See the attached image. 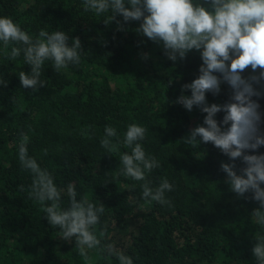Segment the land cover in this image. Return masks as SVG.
<instances>
[{
    "label": "trees",
    "instance_id": "trees-1",
    "mask_svg": "<svg viewBox=\"0 0 264 264\" xmlns=\"http://www.w3.org/2000/svg\"><path fill=\"white\" fill-rule=\"evenodd\" d=\"M0 16L11 17L30 35L41 28L63 30L69 43L79 37L82 45L79 65L56 72L46 61L41 78L47 83L33 92L18 76L31 66L22 55L10 61L12 45L6 52L0 42V79L8 82L0 85V264H119L99 249L88 250V259L80 256L74 240L60 238L59 229L49 225L41 205L29 196L31 173L19 162L22 131L30 137L29 155L65 189L63 205H68L69 184L80 196L103 203L98 229L106 228L104 242L113 243L134 264H257L252 248L264 229L251 212L258 203L229 190L220 170L228 157L212 143L194 148L180 141L206 115L195 106L188 111L172 103L181 86L199 75L198 51L174 63L162 45L136 32L139 21L124 22L118 14L124 24L118 30L115 22L105 25V17L85 12L83 0H0ZM249 73L250 68L243 75ZM229 92L222 84L219 95L206 93L207 101L224 103ZM259 103L264 113V97ZM222 117L218 113L216 118ZM131 123L149 130L142 144L162 166L148 179L154 187L163 178L174 185L166 193L172 207L146 204L141 182L112 179L119 173L120 153L130 149L121 145L109 155L100 140L106 125L123 139ZM258 151L264 153V146ZM242 166L238 160L237 167Z\"/></svg>",
    "mask_w": 264,
    "mask_h": 264
},
{
    "label": "clouds",
    "instance_id": "clouds-1",
    "mask_svg": "<svg viewBox=\"0 0 264 264\" xmlns=\"http://www.w3.org/2000/svg\"><path fill=\"white\" fill-rule=\"evenodd\" d=\"M83 9L105 17V25L115 22L118 30H124V24L116 19L118 14L124 22L139 21L136 32L162 45L164 55L174 63L184 60L193 50L199 52V75L181 86V94L172 103H179L188 111L195 106L206 115L203 123L190 129L180 141L194 148L201 142H210L228 157L229 162L220 163V170L226 174L224 183L237 198L258 203L251 215L255 224L264 229V153L258 151L264 146V113L259 103V98L264 97V0H83ZM69 39L63 30L49 32L44 28L33 36L11 17L0 16V42L6 52L12 45L7 52L10 61L22 55L25 64L31 66L30 72L20 71L18 76L21 85L33 92L47 83L41 78L46 61L56 72L80 64L81 41L72 37L69 43ZM249 68L251 73L243 75ZM7 83L0 79V85ZM222 84L230 89L228 100L209 104L206 93L219 95ZM185 90H190V95ZM218 113H223L220 120L216 118ZM148 131L142 124L131 123L121 139L116 128L106 125L100 145L109 155L118 153L121 145L130 149L119 155V173L112 177L115 183L121 176L141 182L146 204L156 202L172 207L166 193L173 191L174 185L163 178L154 187L148 179L153 170L162 166L142 144ZM82 134L87 131L82 130ZM29 141L27 133H19V162L32 176L29 196L41 205L49 225L59 229L60 238L74 240L79 255L86 259L88 250L99 249L116 257L119 264H134L113 243L104 242L106 228L98 229L104 204L80 196L76 187L69 184L65 207V189L58 187L53 174L29 155ZM43 154L47 155L48 150L44 149ZM238 160L242 167H237ZM20 190H24L23 185ZM246 193H251V197ZM255 241L252 253L257 264H264V234L256 235Z\"/></svg>",
    "mask_w": 264,
    "mask_h": 264
}]
</instances>
